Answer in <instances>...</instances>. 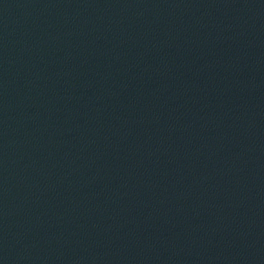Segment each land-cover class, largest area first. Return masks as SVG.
Segmentation results:
<instances>
[{
    "label": "water",
    "instance_id": "95a60500",
    "mask_svg": "<svg viewBox=\"0 0 264 264\" xmlns=\"http://www.w3.org/2000/svg\"><path fill=\"white\" fill-rule=\"evenodd\" d=\"M0 264H264V0H0Z\"/></svg>",
    "mask_w": 264,
    "mask_h": 264
}]
</instances>
